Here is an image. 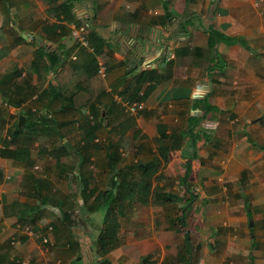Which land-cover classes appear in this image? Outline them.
Segmentation results:
<instances>
[{"label": "crops", "instance_id": "1", "mask_svg": "<svg viewBox=\"0 0 264 264\" xmlns=\"http://www.w3.org/2000/svg\"><path fill=\"white\" fill-rule=\"evenodd\" d=\"M69 2L73 3L71 14L66 10ZM182 5L194 13L183 18L181 31L175 35L177 42L171 43L170 58L149 53L148 49L142 52L130 48L131 40L146 30L163 31L169 21H179L182 14L173 8ZM4 6L11 17L7 24L4 14L0 19V58L19 51L28 54L20 68L28 77L23 85L30 87V106L37 109L34 102L50 83L65 90V99L53 97L52 92L44 95L45 102L52 101L53 112H48L57 120L42 132L44 135L54 134L58 127L80 119L79 115L84 117L78 109L60 110L62 104L70 102L66 95L73 81L69 80L68 86L65 81L56 82L57 70H65L74 62L82 66L93 59L107 66V75L99 84L103 86L94 95L96 105L109 119L118 124L124 121V103L131 100L125 88L140 70L157 69L160 75L152 81L154 87L150 89L151 81H147L139 93L145 104L134 117L140 137H150L162 145V128L179 138L185 130L193 129V134L185 137L180 148L168 151L180 153L181 172L163 174L159 168L164 159L160 158L151 176L156 190L166 193L172 192L163 189L160 181L172 177L182 183L183 195L172 193L168 202L155 205L173 203L174 198L186 201L185 222L179 225L177 220L183 208L181 214L172 209L155 213L152 208V218L157 219L155 224L160 229L152 236L143 230V222L137 227L132 218L141 211L137 203L154 204L153 195L142 200L136 191L124 193L121 206L109 216L107 206L86 209L77 177L81 158L72 150L75 142L62 144L68 154L61 159L53 150L62 145L49 150L54 162L45 173L33 170L37 161L30 168L19 162L9 164L0 157V262L101 264L103 253L98 239L108 222L114 221L117 228L106 254L113 264H264V0H0V11ZM199 7L205 10L203 14ZM92 28L104 40V52L96 57L91 44L90 48L81 46L74 36L77 29L88 40ZM214 29L230 38L213 42ZM37 50L44 52L38 67L31 65ZM58 54L59 65L53 69L51 60ZM79 77L85 78L82 73ZM15 107L16 113L21 110ZM84 110L93 117L90 110ZM162 146L158 150L166 149ZM71 155L77 158L71 162L64 159ZM94 164L91 166L96 175ZM105 166L109 168L107 159ZM148 173L149 169L145 171ZM31 174H41L51 184L43 193L56 202L30 192L34 180ZM67 180L75 190L58 188L57 181ZM99 182L96 176L91 185ZM9 186L10 191L5 188ZM97 194L91 193V200ZM14 201H38L42 204L38 217L24 225L14 215L4 216V205ZM103 209L104 215L98 212ZM77 212L83 217L78 222L73 219ZM13 226L24 235L14 241L4 239ZM166 237L174 241L173 255L165 258L159 250L153 256L157 247L171 243ZM9 241L14 247L6 253Z\"/></svg>", "mask_w": 264, "mask_h": 264}, {"label": "trees", "instance_id": "2", "mask_svg": "<svg viewBox=\"0 0 264 264\" xmlns=\"http://www.w3.org/2000/svg\"><path fill=\"white\" fill-rule=\"evenodd\" d=\"M67 2H64L63 5H66ZM69 6H67L66 10L71 14L73 3L69 2ZM61 6V5H60ZM167 8V6H166ZM167 10V9H166ZM168 12V11H167ZM90 44L93 46L94 57L96 54H103L104 50V40L103 36H100L96 30L93 28L87 35ZM230 38L224 32L220 30H212V39L213 42L221 39ZM44 52L37 50L35 54V59L32 61L31 65H40V59L44 56ZM2 53L0 52V57ZM61 55H56L55 58L51 60V68L57 69L56 67L59 65ZM45 66V65H44ZM38 67V66H37ZM50 69V68H49ZM14 75H21L22 71L19 69L14 70ZM85 76L84 79L80 78V74ZM10 75V74H9ZM159 72L157 69H145L140 70L138 74L135 76V81H130V84L125 91L129 95V98L133 100L141 101L142 97L139 94L142 90V87L145 82H150V89L154 87L155 81L159 76ZM163 77V74L161 73ZM9 76H4L3 80L8 81ZM104 76L99 71V64L96 59L90 60L87 64L79 66L76 62L71 63L66 66L65 70L58 71L56 74V82L65 81L68 86V81L72 80L73 85H70V90H68V94L66 96L69 97V103L62 104L60 110L65 111L66 109L80 110L82 115L87 119L86 126L83 128V135L78 140L75 145H72V150L74 155H79L81 158L80 163L77 165V177L79 180V187L83 195V203L88 211L98 210L102 206H107L108 211L106 216H109L114 211L115 208L121 206L123 201V194L128 193L130 191H136L142 197V200H147L150 198V195H153L152 202L162 203L168 202L170 197L174 194L166 193L164 190H156V185L153 183L152 177L147 176L145 171L148 168L153 167L155 169L160 162V158L157 155H154L148 161H136L130 163H123L122 156L120 151V145L115 141H110L106 143V159L107 166L109 167L108 175L109 181L103 186V182L96 183L95 185H91V182L96 175L94 174V170L92 168L93 160V152L95 151L96 139L99 137L101 130L105 127L104 120L102 117L101 108L98 107L95 103L97 97L94 93L97 90H100L103 85H99L100 81H102ZM7 84V83H6ZM14 85V87H8L9 85H5L2 88V93H0L1 100L6 101L9 100L14 105L20 106L21 110L17 112V115L12 123V128L9 131L7 136L0 138V157L6 160L9 164L10 162H19L23 164L25 167L30 166V168L35 165L36 157L34 155L33 147H32V139L35 134H40L46 130V128L50 127V123L52 121H57L56 118L50 115V110L53 112V103L52 101L45 102L43 98L44 95L48 92L53 93V97L66 98L65 93L63 91V87L58 88L56 84H49L48 87L39 94L38 102H34L37 109H33L32 106H23V102L30 98V87L24 88L23 82L14 80L10 83ZM65 83L63 85L66 86ZM142 86V87H141ZM1 87V85H0ZM22 91H25V93ZM14 92V93H13ZM19 94V95H18ZM23 96H22V95ZM59 96V97H58ZM1 105V104H0ZM43 108L46 109L43 112ZM85 108L93 114V117L90 118ZM49 111V112H48ZM110 121V119H109ZM136 125V121L134 117H129L123 122L119 123L118 126H114L113 129H116L117 133L123 135L127 133L130 125ZM108 126V125H107ZM120 130H118V128ZM136 127V126H135ZM110 133H113L111 129L108 130ZM46 133V131H45ZM193 129L183 131L181 134V138L175 137V135H171L165 131H163L160 135L161 142L167 151H171L172 149H178L183 143V140L186 136L192 135ZM134 136H140V130L135 129ZM142 136V135H141ZM31 139L30 143L28 140H20L19 138ZM193 147L196 142V137L193 139ZM190 147V146H188ZM189 152V151H188ZM54 155L61 159V155L68 154V149L65 146L60 148H55L53 150ZM187 153V152H186ZM190 157L191 153H187ZM143 163V165H141ZM140 171L139 178H135L136 172ZM35 175V176H34ZM33 180L32 185L30 186V192L34 194H41V197L45 199V201L56 202L51 197L45 196V190H48L50 187V183L46 181L41 174H31L30 175ZM98 192L95 198L91 200V193L94 194ZM155 192V193H154ZM154 193V194H152ZM165 197V198H163ZM21 204L25 206L29 211L28 213H24V217L18 216L16 213V206ZM41 203L37 202H17L14 201L12 203H8L4 205V216L14 215L17 217L19 221H21L24 225L29 224V222L34 221L38 217L37 212L41 208ZM183 213L177 218L179 225L184 224L185 218L187 217L186 213V205L183 207ZM26 220V221H25ZM176 221V220H175ZM117 225L116 222L110 221L108 222L106 230L102 232L100 238L98 239V243L102 249V259L101 264H113L112 261L106 256L110 248L108 247L109 241L113 240L114 233L116 231ZM179 230V228H178ZM0 264H8L7 262H0Z\"/></svg>", "mask_w": 264, "mask_h": 264}, {"label": "rangeland", "instance_id": "3", "mask_svg": "<svg viewBox=\"0 0 264 264\" xmlns=\"http://www.w3.org/2000/svg\"><path fill=\"white\" fill-rule=\"evenodd\" d=\"M168 1L170 2V0H168ZM176 8L174 7L173 9L177 10L178 12H180V14H182V15H180L181 16V18H179L180 20L177 21V20L173 19V20L169 21L167 23V25L164 26V28H163V31L168 33L167 35H169V40L171 41L172 44H173L174 40H175V42H177L176 41L177 37L175 35H179V33L181 31V26H182L181 24L183 22V18H185L189 14L194 13V12H191L190 10H187L184 7V5L176 6ZM198 9L200 10V9H202V7H199ZM204 11H203V9L201 10L202 14L204 13ZM0 14L2 15V16L0 15V19H1V17H3V14L5 15L6 22L4 24H7L10 20V17H11V15L8 13V8H6L4 6V8L0 11ZM11 21H12V19H11ZM82 28H84V27H82ZM30 38L32 39L33 37H30ZM27 55H28L27 53H23V51H19V52H15L13 55H10L9 57L7 56L8 58L5 57V59H3V60H2V58H0V85H1L0 93H2L1 92L2 88H4L5 85H9L8 87L13 88L14 85H11L10 83L13 82L14 80H16V81L22 80V82H23V80H27V78H28L27 76H24L23 74L22 75H14V72H13L14 69L17 70L18 68L21 71L20 63H23L24 61L27 60V57H28ZM27 66H29V65H27ZM4 76H9L8 81L3 80ZM25 82L26 81H24L23 84H25ZM1 99L2 98L0 97V104H1L0 105V138L7 136L9 134V131L12 128V123H13L16 115H17V113H16L17 108L15 107L14 103H11L9 100L3 101ZM24 105L30 106V100ZM124 110H125V108H124ZM102 115L104 117L103 120H104L105 127L101 130V133L99 134L97 145L95 147V151L93 152V160L95 162L94 165L96 167V176L98 177V180L100 182H103L102 185H105L109 181V175H108V172H107V169L105 166L106 165L105 155H106V143H108L110 141H112V142L115 141L120 145V151H121L123 163L136 162V161H148L152 157H154V155H157L159 158L164 159V163L161 164V167L159 168L160 170H162L163 174H165V175L170 174V173L178 174L177 170H179V173L181 172L182 168L178 167L179 166L178 159L181 156L180 153L171 154V152H168L166 149H164L163 151L158 150L159 146H161V148H163V146L158 145V141H156L155 139H152L150 137H146V138H144L143 136L135 137L134 131L136 129L135 126H137V123H136V125H134V124L130 125L127 133H125L123 135L121 134V132L117 133L118 131L116 132V129H113V128H114V126H118V123L116 121H113L112 119H110V121H109V118L107 117L106 114L102 113ZM136 115H139V113L131 114V113H129V111L125 110V111H123L121 118H125L124 120H126L129 117L132 118V117H135ZM79 118L80 119H75L73 123L66 124V126H64V127H58V130H55L56 132L60 130V132H62V134H56V132H55L54 134L47 136L46 134L44 135L43 133H40V134L38 133V134H35L33 136V139L31 138L33 141V143L32 142L31 143H32V147H34L33 148L34 155H35L36 160H37V163H36L33 170H35L36 172H43V173L46 172V170L48 169L47 166L51 165L54 162V157L49 156V155L53 154L49 151V150H52V147H54V146L57 147L59 145H62L63 143H71L72 144L73 142H75V143L78 142L80 137L83 135V128L86 126L85 123L87 120L85 117H80V115H79ZM51 124L54 125L55 123L51 122ZM117 128H118V130H120L119 127H117ZM109 129H111L113 131V133H110L108 131ZM19 139L20 140H28L29 143L31 140V139H25L23 137H21ZM140 145H142V147H143L142 149L139 147ZM42 150H47L49 153L47 154V153L43 152ZM75 158H77V157L74 155L64 157V159H66L68 162L74 161ZM78 158H79V156H78ZM0 161H1V158H0ZM141 165H143V163H141ZM148 169L150 170V173H148L147 176L151 177L153 175L154 168L151 167ZM140 171L141 170H138L136 172V175L134 176L135 178H139ZM160 182L163 183V185H162L163 189L168 190V191L175 193V194H181V195L184 194L183 193L184 186L182 185V183H177L176 178L168 177L166 179V181L162 180ZM56 183H57L58 188H60L61 190H63V189L64 190L70 189V191L75 190V186H72V184L70 182H68V180L67 181H57ZM5 188L8 189V191L12 190V188L10 186L5 187ZM2 189H3V187H2ZM172 201H173V203L162 204V205H155V204L144 205V204L137 203L136 205H138L139 207H142V208H141L140 213H138V215L133 216V218H132L133 222L136 223L137 227L138 226L141 227L140 221L143 222L144 223L143 224L144 229L143 228L142 229L145 230V233L147 234V236L148 235L152 236L154 233H160L159 227L156 226V224H155L157 219L152 218L151 210L153 208L154 212L156 213L157 211L169 212L172 209L173 211H175V213L181 214V212H182L181 209L183 208V205L186 204L185 203L186 201H183L181 199L176 200L175 198ZM15 211L18 214V216L20 215V217H24V213L29 212L25 206H22L20 204H18V206H16ZM98 212L101 213L102 215H104L105 209L99 210ZM24 219H25V217H24ZM73 219L78 222L80 220H83V217L81 216L80 212H77L76 214H73ZM158 220H160V217L158 218ZM145 221H147V223H145ZM15 225H16V223H15ZM80 227H81V224H80ZM15 228H16V226L15 227L13 226V228H12L13 230H8L5 233L4 239H7V240L10 239V240L14 241V239L18 240L21 236L24 235L22 230H15ZM26 232L27 231H25V233ZM125 232H126V235H131L126 230H125ZM164 233L166 234L167 232L164 231ZM168 234H169V232H168ZM167 240H168V242H171V243H167L168 246L157 247L156 248L157 250H155L151 254L153 256L154 255L156 256V254L160 250L163 253V256L165 258H169L170 256H172L174 253V251H173L174 249L171 246V244L174 243V241H171L169 238L166 237V241ZM12 241H9V243L7 245V249L5 251L6 253H10L12 247H14L13 246L14 243H12ZM48 241H46V242L44 241V242L48 243ZM178 242L181 244V241H178ZM164 245H166V244H164ZM162 253H160L157 256H160ZM137 260H138V254L135 257V262Z\"/></svg>", "mask_w": 264, "mask_h": 264}, {"label": "water", "instance_id": "4", "mask_svg": "<svg viewBox=\"0 0 264 264\" xmlns=\"http://www.w3.org/2000/svg\"><path fill=\"white\" fill-rule=\"evenodd\" d=\"M139 40H142V42H139ZM146 43L149 44L148 48L146 47ZM129 46L134 51L140 48L142 52H145L148 49L149 53L158 52L160 56H169L173 48L169 40V35L165 34L162 30L153 29L146 30L144 33H141L138 39L131 40ZM211 83L212 81H210Z\"/></svg>", "mask_w": 264, "mask_h": 264}, {"label": "built area", "instance_id": "5", "mask_svg": "<svg viewBox=\"0 0 264 264\" xmlns=\"http://www.w3.org/2000/svg\"><path fill=\"white\" fill-rule=\"evenodd\" d=\"M79 31L77 29L74 30V36H75L76 40L78 41V43L81 46H84V47L86 46V47L90 48V46H91L90 42L87 40L85 34L81 33L82 31H80V32ZM31 37H33V36H31ZM171 53H172V51H170L169 56H166V58H170ZM99 65H100L99 71L105 77L106 73H107V66L103 62H100ZM124 104L127 107V110L129 111V113H131V114H136V113L140 112V110H142L145 107V104L143 101L125 100Z\"/></svg>", "mask_w": 264, "mask_h": 264}, {"label": "clouds", "instance_id": "6", "mask_svg": "<svg viewBox=\"0 0 264 264\" xmlns=\"http://www.w3.org/2000/svg\"><path fill=\"white\" fill-rule=\"evenodd\" d=\"M165 58H166V56H164ZM106 75H107V73H106Z\"/></svg>", "mask_w": 264, "mask_h": 264}]
</instances>
